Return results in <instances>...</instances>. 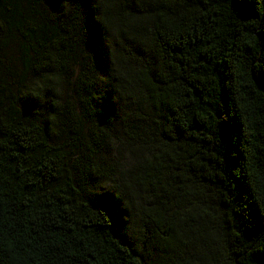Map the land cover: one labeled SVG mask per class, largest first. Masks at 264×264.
<instances>
[{
    "label": "trees",
    "instance_id": "trees-1",
    "mask_svg": "<svg viewBox=\"0 0 264 264\" xmlns=\"http://www.w3.org/2000/svg\"><path fill=\"white\" fill-rule=\"evenodd\" d=\"M0 264H264V0H0Z\"/></svg>",
    "mask_w": 264,
    "mask_h": 264
}]
</instances>
